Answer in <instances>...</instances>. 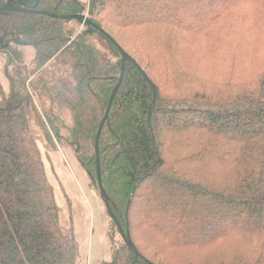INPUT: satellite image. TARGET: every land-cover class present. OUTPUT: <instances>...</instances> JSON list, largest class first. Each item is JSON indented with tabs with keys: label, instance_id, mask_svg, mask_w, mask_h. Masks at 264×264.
Returning <instances> with one entry per match:
<instances>
[{
	"label": "trees",
	"instance_id": "16d2710c",
	"mask_svg": "<svg viewBox=\"0 0 264 264\" xmlns=\"http://www.w3.org/2000/svg\"><path fill=\"white\" fill-rule=\"evenodd\" d=\"M0 56V264L77 262L58 147L107 197L101 264H264V0H0Z\"/></svg>",
	"mask_w": 264,
	"mask_h": 264
},
{
	"label": "crops",
	"instance_id": "0c3cea01",
	"mask_svg": "<svg viewBox=\"0 0 264 264\" xmlns=\"http://www.w3.org/2000/svg\"><path fill=\"white\" fill-rule=\"evenodd\" d=\"M80 1L87 2L88 0H80ZM21 53L24 64L28 66L34 57V49L31 47H23L21 48ZM4 64H5L4 59L0 56V101L2 94L6 96L9 93V83L4 75ZM48 157H49V163H48L49 167L46 165V161L44 160L48 179L50 178L49 177L50 171L55 178H56L55 171H57L60 179L63 180L66 188L67 187L75 188L79 191V193L82 194V201L80 202V204L73 202L72 215L71 214L67 215V211L64 212V214L63 212L60 213V209H59V219H60L61 228L65 233H72L79 246V256L77 258L76 264H101L103 262H107L110 258V253H109V247L105 232L106 222L104 218L103 205L101 207L100 203L96 201L97 199H95L94 197H92L93 195H91V197L93 198V202L96 206V209L100 212V216H101V226H100L99 234L98 233L94 234V229L91 228L92 226L94 227V219H92V217H91V222L87 221L84 227L82 226L80 227L78 222L79 220L78 216H80L79 213L80 205L82 206V210L85 216L86 213L90 215V210L93 209V206L90 204V201L88 200V196H87L88 191L82 190V187L77 184L75 178V171L72 169H71L72 171L67 169V165H66L67 159L65 157L64 151L62 152L59 151L57 153H49ZM57 180L58 183L61 185L58 177ZM53 188H54L55 198L58 208H59L58 205L59 202L61 203V205L63 204L64 197L66 198V202L69 206V200L67 198L68 196L66 195L65 191L62 189L63 192L62 191L61 192L63 196L60 199V197L57 195V189H55V187ZM71 199L75 201V198L71 197ZM68 210L70 213L71 212L70 206Z\"/></svg>",
	"mask_w": 264,
	"mask_h": 264
},
{
	"label": "rangeland",
	"instance_id": "374dc122",
	"mask_svg": "<svg viewBox=\"0 0 264 264\" xmlns=\"http://www.w3.org/2000/svg\"><path fill=\"white\" fill-rule=\"evenodd\" d=\"M44 101H46L45 102V106L48 107V103L49 102L47 100H44ZM41 149L44 152V149L42 148V146H41ZM59 151L60 152L64 151L65 157L67 159L66 160L67 169H69V170L72 169V170L75 171V178H76L77 184L82 187V190L88 191V193L86 192L87 196H88V200L90 201V204L93 206V209L90 210V215L88 213H86V216H85V214H84V212L82 210V206L80 205V207H79L80 216H78L79 217L78 218L79 219L78 220L79 226L80 227L81 226L84 227L85 224L87 223V221L91 222V217H92V219H94V227L92 226L91 228L94 229V234H97V233L99 234L100 226H101V216H100V212L96 209V206H95V204L93 202V198L92 197H94L95 199H97L96 201H98L100 203L101 207L103 205L104 218H105V222H106L105 232H107V224H108L109 219H108V216H107V213H106V209H105V205H104L103 200L99 196L98 192L96 190L92 189V187H90L89 181H88L87 177L82 173V171H81V169H80V167L78 165V162H77L73 152L69 148L58 147L56 151L51 152V153H57ZM44 159L46 161V165L49 167V164H48L49 163V157L48 158H44ZM55 173H56V178L51 174V171H50V173H49L50 174L49 175V177H50L49 181L51 182L53 187H55V189H57V195L60 197V199L63 196V194H62L63 190L65 191L66 195L68 196L67 198L69 200V206L71 207V212L69 213V210H68L69 206H68V204L66 202V198L64 197L63 204L61 205L60 202L58 204L59 205V209H60V213L63 212V214H64V212L67 211V215H70V214L72 215L73 214V202L80 204V202L82 201V194L79 193V191L77 189H75V188H69V187L66 188L63 180L60 179L57 171H55ZM57 177H58L61 185L58 183ZM89 193H90V195H89ZM91 195H93V196L91 197ZM70 196L72 198H75V201H73ZM82 214H83V216H82Z\"/></svg>",
	"mask_w": 264,
	"mask_h": 264
},
{
	"label": "water",
	"instance_id": "95a60500",
	"mask_svg": "<svg viewBox=\"0 0 264 264\" xmlns=\"http://www.w3.org/2000/svg\"><path fill=\"white\" fill-rule=\"evenodd\" d=\"M79 21H80L81 25H84V24H86V23H89V21H87V18H86L85 15L80 16V17H79ZM120 51H121V50H120ZM121 53H122V57H124L125 54H124L122 51H121ZM116 89H117V87L114 89V91H113V93H112V96H111V98H110V100H109V103H108V107H107V110H106V114H105L103 120H102L101 123H100L99 129H98V132H97V140H98V138H99V135H100V132H101L102 127H103V125H104V122H105V120H106V118H107V116H108V114H109V111H110V108H111V104H112V101H113V96H114V94H115V92H116ZM96 151H97V143H96ZM97 162H98V155H97ZM97 176H98V181L100 182L99 166H97ZM100 189H101V193H102V195H103V197H104V203L106 204L107 197H106V195H105V193H104V191H103V189H102L101 186H100ZM126 243H127L129 246L133 247V244L131 243L130 240H127Z\"/></svg>",
	"mask_w": 264,
	"mask_h": 264
}]
</instances>
